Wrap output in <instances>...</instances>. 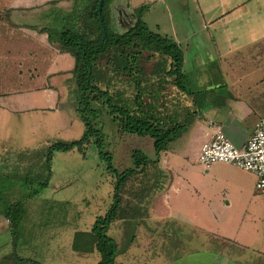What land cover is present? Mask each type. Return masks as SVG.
Masks as SVG:
<instances>
[{"label": "rangeland", "instance_id": "374dc122", "mask_svg": "<svg viewBox=\"0 0 264 264\" xmlns=\"http://www.w3.org/2000/svg\"><path fill=\"white\" fill-rule=\"evenodd\" d=\"M95 2L96 0H0V44L7 49L12 47L16 50L15 78L18 86H20V76H24L25 46L23 44L26 39L25 33L19 28L29 24L38 29L46 27L47 24L53 26V20L50 24L44 14L54 11L59 12L57 16L62 24L68 23L78 34L85 33L91 40H96L100 37V32L92 34L90 29L92 24H88L86 20L89 14L95 12ZM194 9L192 0H107L104 14L109 31L123 35L135 26L143 11L142 20L153 32L170 37L176 44L181 45L184 54L186 52L193 54L197 51L198 54L201 53L199 55L202 58H207L212 53L211 42L205 39L202 18L197 16ZM229 38L222 35L221 45L228 44ZM254 40L248 39L247 41L252 42L248 49L233 51L232 56L227 59L219 56L218 60L214 55L219 69L220 64L222 66L220 75L225 80L224 86L226 85V88L217 89L216 94L225 97L231 92L233 99L239 97L252 103L255 106L254 112L264 116V39L259 38L255 42ZM46 47L47 52L49 50L48 69L52 74L50 78L54 77V72L60 77L68 74L65 69L64 71L58 67L53 59L58 57L57 44L50 43ZM120 50V48H113L107 57L97 61L96 75L99 86L103 90L108 89L114 96L119 95L134 101L141 89L142 102L147 111L153 114L159 113L162 116H176L177 113L181 121L187 117L190 118L189 122L195 119L194 115L189 116V114L197 110L200 98L197 95L186 96L175 86L174 77L167 76L171 64L168 58L154 54L151 50L137 49L134 50L137 53V69L132 73L120 72L121 63L118 59ZM6 51L0 50V54L5 56ZM186 56L188 55L185 54V62ZM195 64L190 59L188 64L185 63L184 68L186 77L192 82L187 81V83L191 84L193 90H196L197 78L202 74L207 73L208 78L218 81V75H215L212 65L204 67L205 72L197 71ZM2 69L3 66L0 69L1 79L4 72ZM28 69L30 73L38 71L34 65L26 68ZM57 78L52 79L49 85L55 84L62 87L64 79L58 76ZM137 82L140 85L138 89ZM39 84V82L36 83V85ZM32 85L35 89L34 82ZM74 92L72 91L67 97L66 94L55 97L58 105L57 112L46 110L45 113H31L28 115V120L32 119L29 126H25L26 121L22 117L23 119L18 118L11 125L10 131L1 132L3 135L11 136L8 140L13 142V145L4 148L5 152H2L9 162L2 164L0 178L1 175L11 177L12 173L8 170L12 167L22 169L26 165L23 171L25 172L29 166L39 164L40 159L47 153L48 145L50 147L56 142L71 143L83 137L86 128L72 105ZM33 105L34 108H43L45 104L39 100H33ZM102 120L105 123L107 136L99 142L100 149L98 143L92 138L82 150L75 149L55 154L54 175L50 187L36 197L25 201V214L15 234L10 233V221L0 215V264H21L15 257L38 261L41 264H98L99 254L95 250L92 251V246L94 247L95 244L92 230L96 220L99 217H105L111 210L116 184V176L108 170V163L102 155L109 154L113 160V168L120 173L135 167L132 156L137 150L147 153L152 158L156 156L153 140L150 137H140L124 132L121 124L113 122L111 117H102ZM25 144L33 147V152L31 151L29 155H23L21 145ZM16 159L31 161L32 165L16 163ZM190 167L196 172L202 170L195 156H192ZM3 169L7 174L2 173ZM11 181H17V178H11ZM7 189L8 192L15 191L17 198L20 197V188L15 187L13 190L8 187ZM36 189L37 185L27 188V191L32 192ZM120 196L121 203L115 219L127 217V215L132 219L144 217L146 215L144 211L134 210L131 206H156V164L149 162L144 173L130 177L123 186ZM263 202L264 194L256 192L254 188L252 194L249 190L245 191L241 200L234 202L233 206H264ZM7 203L8 201L1 202L3 205ZM161 206L168 205L164 202ZM130 226L133 227V223ZM110 227L107 235L113 238L118 237L121 227L115 224L111 229ZM135 230L133 227L134 233ZM147 233L151 235V228L147 230ZM126 239L118 237L117 241L115 240L122 252L130 245ZM153 245L152 239L149 240V238L140 243V247L147 252L148 260L144 261H152L151 257L155 249ZM120 255L121 258L122 254ZM155 259L153 258V261ZM120 261L124 260L120 259Z\"/></svg>", "mask_w": 264, "mask_h": 264}, {"label": "crops", "instance_id": "0c3cea01", "mask_svg": "<svg viewBox=\"0 0 264 264\" xmlns=\"http://www.w3.org/2000/svg\"><path fill=\"white\" fill-rule=\"evenodd\" d=\"M192 1L195 13L202 18L203 32L205 39L211 42L212 53L202 58L200 52H186L188 56L185 63L188 64L191 59L196 63L194 66L197 71H205L204 67L212 65L218 81L208 78L207 73L197 78L195 91L202 92L197 95L200 98L197 110L191 112L195 119L182 137L161 154L156 164V206H131L134 210L141 209L146 215L140 219H132L127 215L113 221L111 227L113 224L121 227L118 237L127 238L130 244L124 252L118 248L120 252L115 258L116 264H264V206H233L234 202L241 200L245 191L249 190L252 194L256 177L226 164L206 168L199 162L203 146L217 132L225 134L235 146L243 147L263 116L254 112L252 103L239 97L233 99L231 92L225 97L216 94L217 89L226 88L223 84L225 80L220 75L222 66L220 64L219 69L216 61L219 56L227 59L233 51L248 49L252 43L248 39H255L254 42L259 38L264 39V0ZM28 26L31 25L19 28L26 37L23 44L25 69L24 76L19 79L20 86L15 78L16 50L0 44L1 51L7 50L5 56L0 54V69L3 66L4 71L3 79L0 78V169L3 163L9 162L2 155L4 148L13 145L8 140L11 136L1 132L10 131L11 125L22 117L26 121L25 126H29L32 119L28 120V115L31 113H45L46 110L57 112L55 97L59 94H66L67 97L75 89L71 74L75 67L74 58L57 47L58 57L53 59L68 74L60 77L54 72V77L50 78L52 74L48 69L49 50L47 52L46 45L57 43L50 41L48 34L40 31L41 28L32 30ZM222 35L230 37L228 44L221 45ZM33 65L38 68L36 73L26 70ZM56 75L64 79L62 87L49 85L52 79H58ZM32 82L41 85H36L34 89ZM189 83H192L191 79ZM33 100L45 105L43 108H34ZM21 146L23 155L33 152L31 145ZM192 156L198 160L201 171L196 172L190 167ZM15 162L32 165L31 161L21 159ZM25 167L17 169L15 166L8 172L12 176L23 175L26 173L23 172ZM2 172L7 174L5 169ZM164 202L168 206H161ZM131 223L136 229L135 233ZM149 228L151 235L147 233ZM115 237L112 238L117 241L118 237ZM147 238L152 239L153 248L156 249L153 250L152 261H144L148 260L147 252L140 247V243ZM97 257L99 263L100 254ZM153 258H156L155 261Z\"/></svg>", "mask_w": 264, "mask_h": 264}, {"label": "trees", "instance_id": "16d2710c", "mask_svg": "<svg viewBox=\"0 0 264 264\" xmlns=\"http://www.w3.org/2000/svg\"><path fill=\"white\" fill-rule=\"evenodd\" d=\"M100 1L96 0L95 12L89 14L86 18L88 24H92V28L90 27L91 33L97 34L98 31L100 32V37L96 40H91L85 33L83 35L78 34L68 23L62 24L57 16L59 12L53 11L44 14L45 19L50 21V24L53 20V26L47 24L40 31L48 34L50 41L58 44L59 50L70 54L75 60V67L71 72L75 88L72 105L84 123L86 130L80 140L71 143L56 142L50 145L47 153L40 159L39 164L30 166L25 174H16L13 175L14 177L1 175L0 215L10 221L12 235L15 234L18 224L25 214V201L36 197L50 187L54 175L53 158L55 154L75 149L82 150L92 138L98 143L100 149L99 142H102L107 136L102 117H111L113 122L121 124L124 132L140 137H150L153 140L156 155L155 158H152L143 151H135L132 156L135 167L122 173L113 168V160L109 154L102 155V158L108 163V170L116 176L115 196L111 210L105 217H99L95 222L92 230L95 244L94 247L92 246V251H98L101 256L98 264H116L115 258L118 255V246L115 239L107 235V230L117 215L123 186L133 175L144 173L149 162L158 164L161 154L168 151L182 137L191 122H189V117L181 121L177 113L176 116H162L159 113L153 114L147 111L142 102L141 89L134 101L127 100L119 95L114 96L108 89L103 90L99 86V79L96 75L97 61L107 57L111 49L120 48L118 55L121 63L120 72L132 73L133 70L137 69V53L134 50H151L154 54L162 55L170 60L171 64L167 76L174 77L175 86L181 92L193 97L199 95L202 91L193 90L187 83L189 79L184 73L185 54L181 45L176 44L166 35L153 32L149 25L142 20L143 11H141L134 27L123 35H117L109 31L105 20L104 10L107 0L103 1L101 12L99 10ZM6 18L8 17L6 16ZM28 28L38 30L36 26H28ZM138 88H140V85L137 82ZM193 115L194 113H191L189 116ZM11 178H17V181L12 182ZM35 185H37L36 191H27V188ZM8 187L13 188V190L15 187L20 188V197L17 198L15 191L8 192ZM3 201H8L7 205L1 204ZM15 258L21 264H41L30 259Z\"/></svg>", "mask_w": 264, "mask_h": 264}, {"label": "built area", "instance_id": "2783aa9c", "mask_svg": "<svg viewBox=\"0 0 264 264\" xmlns=\"http://www.w3.org/2000/svg\"><path fill=\"white\" fill-rule=\"evenodd\" d=\"M199 162L209 168L226 164L250 172L256 177V192L264 194V116L243 147L235 146L222 132H217L202 148Z\"/></svg>", "mask_w": 264, "mask_h": 264}, {"label": "water", "instance_id": "95a60500", "mask_svg": "<svg viewBox=\"0 0 264 264\" xmlns=\"http://www.w3.org/2000/svg\"><path fill=\"white\" fill-rule=\"evenodd\" d=\"M103 1H104V0H101V1H100V7H99L100 12H101V10H102V4H103Z\"/></svg>", "mask_w": 264, "mask_h": 264}]
</instances>
